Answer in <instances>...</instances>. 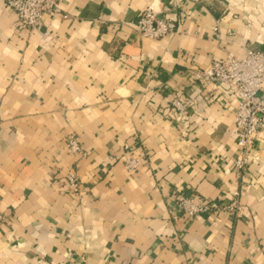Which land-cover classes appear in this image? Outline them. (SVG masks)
Listing matches in <instances>:
<instances>
[{
	"label": "crops",
	"instance_id": "obj_1",
	"mask_svg": "<svg viewBox=\"0 0 264 264\" xmlns=\"http://www.w3.org/2000/svg\"><path fill=\"white\" fill-rule=\"evenodd\" d=\"M175 20L160 39L134 23ZM31 31L0 0V264H264V127L247 174L227 85L191 74L264 47V0H63ZM191 100L184 114L171 110ZM79 137L86 156L64 141ZM145 155L128 172L124 154ZM75 170L72 191L65 174ZM187 191L240 215L189 217Z\"/></svg>",
	"mask_w": 264,
	"mask_h": 264
},
{
	"label": "built area",
	"instance_id": "obj_2",
	"mask_svg": "<svg viewBox=\"0 0 264 264\" xmlns=\"http://www.w3.org/2000/svg\"><path fill=\"white\" fill-rule=\"evenodd\" d=\"M63 0H7L22 21L31 31L36 30L46 13L61 14ZM138 32L147 38L160 39L173 33L177 26L167 12L159 11L154 5H149L134 23ZM191 74L205 86L227 85L232 95L238 100L235 110L234 123L237 131L239 156L235 166L240 173L247 174L251 161V153L256 137L264 127V47L248 49L246 56L238 57L228 52L224 58L214 60L210 66L196 68ZM191 100L179 97L171 102V110L184 114ZM66 150L73 156H86L79 137L70 134L64 141ZM149 160L145 155L135 156L124 154V167L128 172L139 170ZM67 186L77 191L81 186V177L75 170L65 174ZM172 199L180 213L196 217L206 213L229 211L240 215L242 209L240 191L236 190L226 205L201 195L184 191H175ZM6 222V216L0 211V225Z\"/></svg>",
	"mask_w": 264,
	"mask_h": 264
}]
</instances>
